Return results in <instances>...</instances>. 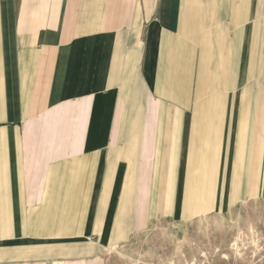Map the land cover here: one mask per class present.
Segmentation results:
<instances>
[{"label":"crops","instance_id":"obj_1","mask_svg":"<svg viewBox=\"0 0 264 264\" xmlns=\"http://www.w3.org/2000/svg\"><path fill=\"white\" fill-rule=\"evenodd\" d=\"M262 201L264 0H0V264Z\"/></svg>","mask_w":264,"mask_h":264},{"label":"rangeland","instance_id":"obj_2","mask_svg":"<svg viewBox=\"0 0 264 264\" xmlns=\"http://www.w3.org/2000/svg\"><path fill=\"white\" fill-rule=\"evenodd\" d=\"M105 264H264V201L194 223L159 221L106 252Z\"/></svg>","mask_w":264,"mask_h":264}]
</instances>
